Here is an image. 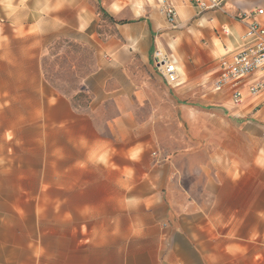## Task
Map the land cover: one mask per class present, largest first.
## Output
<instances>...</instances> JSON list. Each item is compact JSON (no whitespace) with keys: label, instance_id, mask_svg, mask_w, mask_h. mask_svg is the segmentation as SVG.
<instances>
[{"label":"crops","instance_id":"crops-1","mask_svg":"<svg viewBox=\"0 0 264 264\" xmlns=\"http://www.w3.org/2000/svg\"><path fill=\"white\" fill-rule=\"evenodd\" d=\"M168 1L192 34L165 49L177 60L172 86L156 74L146 45L168 28L160 0H0V264H264V175H230L217 126L198 118L186 119L190 132H180L177 151L162 146L161 110L132 71L138 53L158 84L176 88L181 64L179 98L209 79L224 113L264 123V92L236 109L230 89L212 90L220 59L242 45L250 19L239 15L264 9V0H224L204 13ZM99 8L111 18L146 14L114 25L107 38L92 31ZM68 35L83 36L96 54L80 91L89 97L84 107L43 77L44 46ZM196 107L187 110L196 116ZM176 175L184 195L188 176L204 199L170 204Z\"/></svg>","mask_w":264,"mask_h":264},{"label":"rangeland","instance_id":"rangeland-1","mask_svg":"<svg viewBox=\"0 0 264 264\" xmlns=\"http://www.w3.org/2000/svg\"><path fill=\"white\" fill-rule=\"evenodd\" d=\"M135 13L137 10L134 11V15L131 12H125L122 16L112 19L117 23H126L138 19L143 21L139 15H145V11L138 13V15ZM189 24L181 25L177 18L174 28L168 25V28L160 30L156 35H150L146 39L147 47L153 50L157 45L167 49L168 45L172 46L174 40L178 44L180 43L183 38L179 39L178 36L181 33L191 38ZM114 25L108 17L100 14V22L92 27V31H96L99 35L107 38L114 37L117 33ZM171 31L177 33L175 38L170 37V40L166 36L161 38L163 34ZM155 39H157L156 44ZM83 41L84 37L81 35L53 36L44 46L41 57L42 72L46 83L60 94L72 97L74 103L82 107L86 106L89 97L80 91L84 81L93 73L96 65V54L93 47L84 44ZM173 47L172 52L178 58V49L176 46ZM133 60V75L139 77L140 81L147 85L150 102L156 109L161 110L162 126L159 134L163 137L162 146L172 145L177 151V138L180 132L186 131L187 134L190 132L186 119L188 117L198 118V124L203 127L206 126L210 129L217 126L216 136L213 135V138L218 139L220 149L223 146V149L230 152V175H264V123L259 124L250 121L243 114L236 117L224 113L221 102L216 101L218 95L210 90L209 79L190 97L179 98L176 93L181 87L185 88L186 85L184 82L185 70L181 64H179V69L183 85L169 88L155 81L154 72L142 61L138 53ZM195 106H197L199 113L196 116L187 110ZM172 137L176 139L175 145L171 142ZM219 158L221 159V157ZM223 161L226 164L225 157ZM223 171V166L220 164L219 175H223ZM178 179L179 176L176 175L177 186ZM181 180L188 185L186 194L184 195L183 190L176 186L172 194L167 197L168 202L176 207L184 204V202L200 203L202 198L204 199L202 187L200 185L195 186L194 178L182 176ZM188 218H195L193 208L191 212H188Z\"/></svg>","mask_w":264,"mask_h":264},{"label":"built area","instance_id":"built-area-1","mask_svg":"<svg viewBox=\"0 0 264 264\" xmlns=\"http://www.w3.org/2000/svg\"><path fill=\"white\" fill-rule=\"evenodd\" d=\"M186 1L196 11L204 13L220 9L224 0ZM160 5L167 24L174 28L177 15L172 4L168 0H160ZM239 17L250 19L241 37L242 45L235 53L220 59L217 78L212 84V90L216 93L230 89L231 105L236 109L247 98H256L264 92V26L255 20V17L264 18V9H256L249 17ZM152 63L156 74L167 86L177 83V60L162 46H155Z\"/></svg>","mask_w":264,"mask_h":264},{"label":"trees","instance_id":"trees-1","mask_svg":"<svg viewBox=\"0 0 264 264\" xmlns=\"http://www.w3.org/2000/svg\"><path fill=\"white\" fill-rule=\"evenodd\" d=\"M99 13L104 16V17H108L109 21L115 25H122L124 24V22H120V23H117L115 22L110 16L107 15V13L105 12V10H103L102 8H99Z\"/></svg>","mask_w":264,"mask_h":264}]
</instances>
